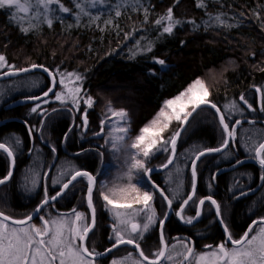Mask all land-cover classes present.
<instances>
[{
    "label": "trees",
    "instance_id": "16d2710c",
    "mask_svg": "<svg viewBox=\"0 0 264 264\" xmlns=\"http://www.w3.org/2000/svg\"><path fill=\"white\" fill-rule=\"evenodd\" d=\"M62 2L72 9L71 13L57 12L54 15L62 16L63 19H54L51 27L39 22L28 33L21 31L9 10H0V50L8 63L17 68L43 65L53 73L57 70L75 72L85 78V93L94 100L93 107L87 109L89 128L84 132L80 126L86 108L84 104L77 112L69 110L71 104L62 105L59 101L51 103L46 107L48 115L43 128H40L41 116L31 113L35 103H19L22 99L41 94L51 86L50 78L43 70L1 80L7 83L17 77L38 74L44 86L36 93H20L7 100L0 98V141L14 137L22 141L16 152L15 172L0 188V211L17 219L32 214L43 199L45 185L49 195L59 190L60 185H55L53 181L60 177L62 171H68L69 174L77 169L90 172L96 177L97 190L101 181L99 174L105 171V165L112 160V145L105 140L107 134L104 137L94 136L101 129L100 114L106 107L127 111L131 129L129 135L134 139L140 129L156 117L166 100L179 95L197 78L218 73L216 80L211 78L210 82L207 81L211 89L209 100L222 111L225 105L232 102L238 104L243 113H233L230 126L237 119L243 123L237 130L236 148L231 146L225 151L227 155L208 156L198 164L197 196L203 198L211 195L216 199L221 204L225 222L234 237L243 235L250 224L247 215L264 217L263 192L258 197L240 199L241 192L253 185L255 177L261 175L262 170L253 162L246 165L237 163L244 158L243 154L254 157L249 148L253 142L264 140V126L257 121L264 120V112L260 111L261 96L255 91L256 87L264 89V0H205L206 8L197 7L198 0H141L140 4H135L134 0H102L96 7L79 0L89 13L81 14L79 20L75 15L79 9L74 7L72 0ZM118 5L121 11L119 17L115 15ZM145 8L148 9L147 23L143 11ZM169 8H172L174 18L181 21L171 35L162 34V28L154 23ZM256 12L261 14L260 19L254 15ZM218 14L227 24L234 26H219L214 19L210 20V15L214 18ZM108 20L112 23H106ZM190 21H195V25ZM24 26L27 27V23ZM137 41L140 42V48L151 42L152 51H140L136 47ZM134 51L137 53L135 56ZM160 59L165 61L164 66L156 62ZM241 95L256 111L248 110L240 101ZM29 127L37 129L31 137ZM178 129L179 125L175 124L165 137ZM220 130L217 115L212 109L205 107L199 110L177 145V154L180 156L176 160L180 159L182 165H187V169L179 175L182 186L176 189L171 186L166 179V172L153 175V181L170 198L172 193L177 195L174 196L176 200H173L175 209L191 190L190 163L193 154L198 148L219 146ZM168 155L152 159L148 168L159 167L167 161ZM224 169L229 170L222 171ZM9 170V159L0 155V178L6 176ZM27 172L30 173L28 177ZM34 173L40 183L35 189L31 183ZM68 178L69 175H66L61 183ZM178 179L176 177V181ZM96 190L94 203L97 224L94 233L89 236L88 244L100 253L112 245L109 237L113 220L103 209L105 207ZM86 192V179H78L66 195L49 209L67 214L75 208L89 214ZM154 193V207L162 218L167 206L161 196ZM45 210L41 215H44ZM185 215L194 216L195 213L189 210ZM164 235L169 243L180 235L193 237L199 247L206 244L215 247L224 240L210 204L205 206L201 221L190 228L184 227L173 216L165 226ZM139 243L148 256L150 251L159 250V227L156 226L150 238L144 237ZM129 250L134 251L132 248ZM102 264H110V260Z\"/></svg>",
    "mask_w": 264,
    "mask_h": 264
},
{
    "label": "snow or ice",
    "instance_id": "6c2138e0",
    "mask_svg": "<svg viewBox=\"0 0 264 264\" xmlns=\"http://www.w3.org/2000/svg\"><path fill=\"white\" fill-rule=\"evenodd\" d=\"M85 2L95 7L98 0H85ZM72 3L75 8L79 9V12L75 13L77 20H79L81 14L89 15L85 11L84 4L80 3L79 0H72ZM134 3L140 4L141 0H134ZM197 7L206 8L205 0H198ZM13 9L14 11H11ZM0 10H9L13 21L24 33L36 28L39 22L46 23L48 27H51L54 19H63L62 16L54 15L57 12H72V9L65 6L62 0H0ZM134 10L139 9L134 8ZM143 11L145 23H147L148 9L145 8ZM115 15L117 17L121 15L119 5ZM254 15L257 19L261 18L259 12L254 13ZM94 19H99V17H94ZM211 19H214L219 26H234L222 20L221 14L216 15L214 18L210 15ZM33 21L37 23H33ZM25 23H27V27L24 26ZM106 23L111 24L112 21L108 20ZM154 23L162 28V34L171 35L174 29L181 24V21L174 18L173 10L169 8L166 14L156 19ZM190 23L195 25V21H190ZM262 27H264V22H262ZM126 38H128L127 35ZM136 47L140 51L151 52L153 45L149 42L144 48H140V42L137 41ZM136 54L134 51L133 56ZM156 62L161 66L165 65V61L162 59ZM36 68H41L51 77V86L42 95L29 97V99L37 101L31 108V113L41 116L40 128H43L45 118L48 115L47 109L43 108V105L51 103V94V97H54L55 101H59L62 105L71 104L70 111L79 112L81 103L86 105L82 113V125L80 126L87 131V109L93 107L94 100L84 93L82 87L83 77L80 74L60 72L59 70L53 73L47 67L36 64L26 68H17L15 65L9 64L7 58L0 54V76H18L20 73H28ZM4 69L7 70L4 71ZM58 86L60 90L56 91L55 89ZM255 91L261 94V99L264 101V89L256 87ZM209 96L210 91L205 82L197 78L179 95L166 100L156 117L148 125L141 128L134 139L129 135L131 129L127 111H114L109 107L108 111L111 113L109 120L112 117L117 118L113 131L120 133V135L112 137L111 142L112 146L116 148L118 142L131 139L132 142L128 147L134 149L135 153L130 156L128 179L131 181L133 170H135L143 172L150 180L153 169L148 168L146 162L157 152H168L166 163L160 166L167 169L176 159L177 141L181 136V132L189 125L190 120L198 114V110H202V106L213 109L221 128V143L214 148H198L193 154L190 163L191 191L186 198L181 200L175 214L185 223L193 224L203 216L206 202L209 203L214 208L219 222L223 225L226 234L225 241L215 247L206 245L205 247L208 249L206 252H197L194 242L181 240L178 243L183 251L175 252V255H173L164 235V223L168 213H164L163 218H158L152 204L155 193L141 191L137 184L129 183L125 187L107 188L99 192V195L105 201V207H108L112 212L114 223L112 225L113 234L109 237L110 240H113L111 247L107 248L105 253H97L88 244L89 234L94 233L96 227L97 209L94 203V191L96 190L97 181L96 177L90 172L77 169L73 170L71 174L62 171L60 177L53 181L54 184H60L59 190L54 195H49L47 186H44L43 199L34 210V213H41L46 205L65 196L70 186H73L78 179H86L87 181L86 203L90 213L85 214L73 208L70 214L71 219H68L64 214L52 219H46L43 215H40L39 219L42 224L37 226L35 223H31L33 214L17 219L0 211V264H96V256L111 253L121 245H131L139 252L142 259L133 260L132 264H144V262H147V264H163L164 260L175 264L176 257H182L178 264H264V217L252 220L243 235L235 238L225 222L221 204L211 195L203 198L197 196V163L206 155L225 153L230 144L235 146L237 129L243 123V121L237 119L232 121L230 126L231 115L229 114L243 113V109L238 104L232 102L225 105L224 111H222L220 107L209 100ZM240 101L247 106L248 110L256 111L243 95H241ZM53 111H56V109H53ZM260 111L264 112V103L261 104ZM173 121L179 123V129L165 138L163 133L168 130ZM105 123L106 121H101V132L104 130ZM248 123H254V121H248ZM35 130L37 129L33 127L28 128L30 137ZM21 145L22 141L19 137L0 141V155H5L10 161V170L6 176L0 178V185L5 184L12 178V169L15 167L17 158L16 152ZM52 151L55 152L56 149L53 148ZM249 151L254 153V159L261 169H264V140L259 143L254 142ZM237 163L241 162L237 161ZM179 171L181 170L177 168V172ZM65 175H69V178L66 182L61 183V178ZM260 179L264 180V175H261ZM31 183L33 189H35L39 183L38 176L34 175ZM180 186H182V182ZM152 187L166 201L168 211H173V198H170L166 191L158 185L153 183ZM189 210L194 211L195 215L186 216L185 213ZM141 216L143 222L138 220V217ZM153 226L160 229L161 247L154 253L155 258L150 259L141 249L139 240L143 239L144 233L148 232ZM171 248L175 250L177 245H172ZM124 259H132L131 253ZM111 264H124V261L114 259Z\"/></svg>",
    "mask_w": 264,
    "mask_h": 264
},
{
    "label": "rangeland",
    "instance_id": "374dc122",
    "mask_svg": "<svg viewBox=\"0 0 264 264\" xmlns=\"http://www.w3.org/2000/svg\"><path fill=\"white\" fill-rule=\"evenodd\" d=\"M100 2H102V0H98V2L96 3L95 7L96 6H99L100 5ZM92 7V6H91ZM93 9V8H92ZM14 10V9H13ZM0 54H3L1 53V50H0ZM4 55V54H3ZM210 76H205L203 78H201L206 86L208 87L207 85V81L209 80V82L211 81V78L216 80L217 79V76H218V73H210L209 74ZM33 76H36V77H33ZM59 79V77H57ZM206 78V79H205ZM41 82H43L42 80V77L40 75H30V76H21V77H17V79H14L12 81H9L7 83H3V82H0V98L2 100H7L13 96H15L16 94H32V93H36V92H39L43 86H44V83H43V86L41 85ZM85 83H86V79L83 78V81H82V87H83V91L85 93ZM42 86V87H41ZM59 90H60V87H58ZM57 89V88H56ZM209 91H211L210 88H208ZM58 90V89H57ZM86 94V93H85ZM2 102H0L1 104ZM51 103H56L55 102V99L51 100ZM51 103L49 104H45L43 105V108L47 109L46 107H48ZM83 104V103H81ZM69 105V104H67ZM110 106L106 107L104 109L103 112H101L100 114V117H101V121H106L105 125H104V130L103 132H101V129L99 130V134H95L94 136H103L105 135V133L107 134V137H106V142L109 144L111 143L112 145V142H111V139L112 137H115V136H118L120 135V133L118 132H115L113 131L114 129V126H115V122L117 120V118L115 117H112L111 120H109V117L111 116V113L108 111ZM112 108V107H111ZM112 110H114L112 108ZM114 111H120V110H114ZM72 113V112H71ZM229 115H233V113H230ZM73 117H74V114H73ZM77 117V115H76ZM129 119V118H128ZM179 125L178 122L176 121H173L170 125V127L168 128L167 131H165L163 133L164 137L166 136L167 132L173 128L174 125ZM88 126H87V131H88ZM84 132H87L83 129ZM111 134V135H110ZM130 134V133H129ZM220 135L221 134V130H220ZM259 137V136H258ZM166 138V137H165ZM133 139V138H132ZM259 140V139H258ZM257 140V142H258ZM97 141H100L99 139ZM132 142L131 139H125V141L123 142H118L117 143V147L114 148L112 146V160L110 163H107L105 165V171H101L100 174H99V177H101V181H100V184L96 190V193L99 195V192L100 191H104L106 190L107 188H114V187H125L127 186L129 183H133V184H137L138 187L141 188V191H152V189H150L149 187H146L144 186L143 187V183L141 181H143V172H137L135 170H133V173H132V179L131 181H129L128 179V172H129V168H130V163H131V160H130V156L131 154H134L135 153V150L134 149H131L128 147V145H130ZM254 143V142H253ZM182 153V152H181ZM164 154L168 155L169 153L168 152H157L154 156H152L147 162H146V166L148 167V164L151 163L152 159L154 158H158V157H162L164 156ZM177 156H180V154L178 153ZM179 160V161H178ZM176 160L174 166L168 171L165 173V176H166V179L167 181L170 182L171 186H173L175 189L178 188V187H181V182H182V179H180V176H179V173L181 171H184L187 169V165H182L180 162V159ZM165 163V162H164ZM162 163V164H164ZM161 164V165H162ZM160 165V166H161ZM159 166V165H158ZM177 168H179L181 171L177 172ZM73 171V170H72ZM68 172V171H67ZM30 175V173L27 172V177ZM34 175L36 176V174L34 173ZM66 176V175H65ZM63 176L61 178V182L63 181L64 177ZM145 176V175H144ZM176 177H178V181H176ZM141 180V181H140ZM180 180V181H179ZM140 182V184H139ZM177 182V183H176ZM39 184L38 183V186L36 188L39 187ZM55 185H60V184H55ZM184 186V184H183ZM72 189H75L72 188ZM96 194V196H97ZM172 198L173 200L175 201L176 200V197L174 196H177L175 195L174 193H172ZM155 196V195H154ZM95 197V196H94ZM99 198L102 200L101 203H103V207H105V201L103 200V198L99 195ZM153 206H155V202L153 200L152 202ZM106 210L107 212L109 213L110 217L112 218L113 220V216H112V212L109 210L108 207H106ZM83 212V211H81ZM55 213V212H54ZM53 213V210L52 209H46L45 212H44V217L47 219H52V218H57V217H60L62 214H60V216H57ZM86 214V212H84ZM157 213V212H156ZM68 219H71V215H65ZM143 216V214H142ZM142 216L141 217H138V220H140L141 222H143L142 220ZM157 217L160 218V216H158L157 214ZM113 223H114V220H113ZM158 223V221H157ZM36 224V223H35ZM39 222L36 224L37 226H39ZM156 228V226H153L152 228H150V232H153L154 229ZM144 237H146V233H144V236H143V239H140L139 241H143L144 240ZM172 245H177V248L175 250H173L171 248ZM128 250H126L124 253H123V256L122 257H119L117 258L116 260H123L124 261V264H132V261L133 260H139V258L137 257V255L134 253V251H131L129 250L130 248H127ZM169 250L170 252L175 255V252H179V251H183V249L180 247L178 241L176 240V242H172L169 246ZM158 250H154V251H150L149 252V258H155L154 257V253H156ZM208 251V250H206ZM206 251H201V252H206ZM129 253H131V257L132 259L130 260H125L124 258L127 257L129 255ZM182 257H176V262L175 264H178L179 260H181ZM167 264H174V262H170V261H167ZM98 264V263H97ZM111 264V263H110ZM145 264V263H144Z\"/></svg>",
    "mask_w": 264,
    "mask_h": 264
},
{
    "label": "bare ground",
    "instance_id": "6f19581e",
    "mask_svg": "<svg viewBox=\"0 0 264 264\" xmlns=\"http://www.w3.org/2000/svg\"><path fill=\"white\" fill-rule=\"evenodd\" d=\"M50 82H51V80H50ZM57 89H58V87H57ZM56 89V90H57ZM43 93V92H42ZM42 93L41 94H39V95H42ZM38 96V95H37ZM260 96H261V94H260ZM29 98V97H28ZM262 102L264 103V101H261V98H260V106H261V104H262ZM208 108V107H207ZM211 109V108H210ZM263 114V113H262ZM264 115V114H263ZM218 118V117H217ZM191 121V120H190ZM186 130V129H185ZM238 130V129H237ZM185 132V131H184ZM183 135V134H182ZM182 137V136H181ZM181 139V138H180ZM180 141V140H179ZM179 143V142H178ZM178 145V144H177ZM232 145L230 144V146H229V148L228 149H226L225 151H227V150H229L230 149V147H231ZM234 148H236L235 146H233ZM219 154H221V153H219ZM214 155H218V153L217 154H212V155H208V156H214ZM208 156H205V157H203L200 161H199V163L204 159V158H206V157H208ZM176 159H177V157H176ZM175 162H176V160H175ZM175 162H174V164H175ZM250 162H256V163H258L256 160L254 161V160H250ZM16 163V162H15ZM166 163V162H165ZM198 163V164H199ZM174 164L171 166V168L174 166ZM198 166V165H197ZM157 168H161L160 166L159 167H154V168H151V169H157ZM170 168V169H171ZM15 169H16V165H15ZM170 169H168V170H166L165 172H168ZM227 170H229V169H224V170H222V171H227ZM14 172H15V170H14ZM14 172H13V174H14ZM165 172H163V173H165ZM197 173H198V171H197ZM157 174H162V173H157ZM156 174V175H157ZM182 173L180 172L179 173V175H181ZM153 175H155V174H153ZM153 175H151V179H152V177H153ZM198 179H199V176H198ZM141 181V180H140ZM151 181H153V179L151 180ZM143 184V187L144 186H150L153 190H154V188L150 185V183L148 182V180H146V175L143 177V181H141ZM154 182V181H153ZM75 183V182H74ZM155 183V182H154ZM139 184H140V182H139ZM156 184V183H155ZM158 185V184H157ZM2 186H4V185H1L0 186V188L2 187ZM159 186V185H158ZM199 186V185H198ZM71 187V186H70ZM160 187V186H159ZM162 188V187H161ZM163 189V188H162ZM191 191V190H190ZM197 191H198V188H197ZM154 192H157V191H155L154 190ZM158 193V192H157ZM190 193V192H189ZM159 194V193H158ZM162 198V197H161ZM163 199V198H162ZM216 200V199H215ZM59 201V200H58ZM57 201V202H58ZM164 201V200H163ZM165 203H166V201H164ZM56 203V202H55ZM55 203H53V204H50V205H48L47 207H45L43 210H45V209H49V207L50 206H53ZM206 204H209V203H206ZM166 206H167V203H166ZM206 206V205H205ZM211 208H212V211H213V213H214V209H213V207L211 206ZM52 210H53V208H51ZM106 212H107V210H106V207L105 208H103ZM42 210V211H43ZM175 208H174V206H173V215H172V217L173 216H176L177 218H178V216L175 214ZM34 212V211H33ZM55 212V213H54ZM166 212L168 213V208L166 209ZM165 212V213H166ZM53 213L55 214V215H57V216H60V214H64V215H66L65 213H59L58 211H56V210H53ZM89 213H90V210H89ZM108 213V212H107ZM71 213H67V215H70ZM215 214V213H214ZM40 215H41V213H40ZM39 215V216H40ZM108 215H109V213H108ZM39 216H38V218L34 221V222H32V223H36V221L39 219ZM110 216V215H109ZM97 217H98V215H97V211H96V224H97ZM171 217V218H172ZM216 217V216H215ZM163 218V217H162ZM170 218V219H171ZM201 219H202V217L200 218V220H199V222L201 221ZM179 220V219H178ZM216 220H217V218H216ZM39 221V226L42 224V221L39 219L38 220ZM180 221V220H179ZM169 222V221H168ZM167 222V223H168ZM198 222V223H199ZM167 223H166V225H167ZM197 223V224H198ZM37 224V223H36ZM197 224H195V225H197ZM217 224H218V226L220 227V225H219V223H218V221H217ZM165 225V226H166ZM195 225H193V226H195ZM165 226H164V229H165ZM184 227H187V228H190V227H193V226H185V225H183ZM220 229H221V231H222V233H223V230H222V228L220 227ZM223 235H224V233H223ZM90 236V235H89ZM152 236V232H150V231H148V232H146V237H148V238H150ZM166 238V237H165ZM167 240V239H166ZM176 240L177 241H181V240H183V241H185V242H188V240L189 241H192L193 242V239L192 238H190V236H187V235H180V236H178L177 238H175V241L174 242H176ZM167 242H168V240H167ZM173 242V243H174ZM221 243V242H220ZM170 244L171 243H169L168 242V245L170 246ZM206 245H210V244H206ZM206 245H201L203 248H201L198 252H201V251H206V250H208L205 246ZM212 245V244H211ZM213 246V245H212ZM194 247H195V250H196V246H195V244H194ZM124 248H132V247H130V246H121V247H119L118 249H116V250H114L112 253H114V255H113V258L114 259H117V258H119V257H122L123 256V253L125 252V249ZM121 249V250H120ZM133 249V248H132ZM142 249V248H141ZM134 250V249H133ZM102 253H105V251L104 252H102ZM112 253H110L109 255H111ZM134 253L137 255V253H136V251L134 250ZM109 255H107V256H109ZM106 256V257H107ZM105 257V258H106ZM137 257H138V255H137ZM139 258V257H138ZM140 259V258H139ZM150 259H152V258H150ZM96 262L98 261V260H95ZM164 262H165V260L163 261V264H164ZM145 263V262H144ZM97 264V263H96ZM145 264H147V263H145Z\"/></svg>",
    "mask_w": 264,
    "mask_h": 264
},
{
    "label": "flooded vegetation",
    "instance_id": "af4514ba",
    "mask_svg": "<svg viewBox=\"0 0 264 264\" xmlns=\"http://www.w3.org/2000/svg\"><path fill=\"white\" fill-rule=\"evenodd\" d=\"M257 121H258V122H261L262 126H264V120H257ZM99 137H101V136H99ZM238 152H239V149H238ZM240 154L242 155L241 150H240ZM242 156H243L244 158H242V159L240 160L241 163H239V165H246V164H248V163L250 162V160H254V161H255L254 157H249L248 155H245V154H243ZM253 163H254L255 166H257V167H259V168L261 169V167L259 166L258 163H256V162H253ZM261 170H262L261 175H264V169H261ZM261 175H258L257 177H255L252 186H248V187H246V188L241 192V195H240V199H241V200L246 199V198H249V197H258L260 192H263V193H264V180H261V179H260ZM154 176H155V175H154ZM5 184H6V183H5ZM206 206H207V204H206ZM202 217H203V216H202ZM111 219H112V218H111ZM246 219H248V220L250 219L248 222L251 223L252 220L259 219V218H256V215H250V216L247 215V218H246ZM110 234H111V236H112V234H113L112 231L110 232ZM190 238L193 239V242H194V244H195V246H196V251H197V252H198L201 248H203L202 246H200V247L198 246V243H197V241H196L195 238H193V237H190ZM225 240H226V236L224 235V240H223V241H225ZM188 241H189V240H188ZM223 241H222V242H223ZM109 242H110V243H113V240H110V239H109ZM191 242H192V241H191ZM229 246H231V245H229ZM110 247H111V246H110ZM100 253H102V252H100ZM113 255H114V253H112L111 255L107 256L106 258H103V259L98 260L96 263H98V264H102L103 262L107 261V259H109V260H110V263H111L112 260H114ZM164 264H167L166 260H165Z\"/></svg>",
    "mask_w": 264,
    "mask_h": 264
},
{
    "label": "water",
    "instance_id": "95a60500",
    "mask_svg": "<svg viewBox=\"0 0 264 264\" xmlns=\"http://www.w3.org/2000/svg\"><path fill=\"white\" fill-rule=\"evenodd\" d=\"M35 70H42L41 68H36V69H34V70H32V71H35ZM32 71H30V72H32ZM30 72H28V73H30ZM46 73V72H45ZM22 74H27V73H20L19 75H22ZM47 75H48V73H46ZM49 76V75H48ZM7 77H9V76H7ZM7 77H5V76H0V81L1 80H3V79H6ZM50 78V80H51V77H49ZM56 90V89H55ZM50 97H51V94H50ZM19 103L20 104H24V103H27V104H32V103H37V101H33V100H31V99H29V98H25V99H22V100H20L19 101ZM205 107H207V106H202V108H205ZM208 108H210V107H208ZM213 110V109H212ZM199 111V110H198ZM214 111V110H213ZM215 112V111H214ZM187 127V126H186ZM186 127H185V129H186ZM185 131V130H184ZM184 131H182L181 132V136H182V134L184 133ZM181 136L179 137V139H178V141H177V144H178V142H179V140H180V138H181ZM213 154H217V153H213ZM219 154V153H218ZM210 155H212V154H210ZM206 156H208V155H206ZM177 157V156H176ZM205 157V156H204ZM203 158V157H202ZM201 158V159H202ZM176 160V159H175ZM175 162V161H174ZM199 163V162H198ZM198 163H197V165H198ZM174 164V163H173ZM172 164V165H173ZM15 165H16V163H15ZM172 165H170L167 169H163V168H157V169H153V171L151 172V174H150V177H151V175H153V174H157V173H163V172H165L166 170H168V169H170L171 168V166ZM14 170H15V167H14V169H12V171L14 172ZM146 180H148V182L150 183V185L152 186L153 185V181H151L152 179L150 178V180L148 179V176L146 175ZM9 181V180H8ZM7 181V182H8ZM6 182V183H7ZM155 184V183H154ZM4 185V184H3ZM155 185H157V184H155ZM198 185H199V179H197V188H198ZM1 186V185H0ZM161 188V187H160ZM155 191H156V189H154ZM62 198V197H61ZM61 198H59L58 200H60ZM57 200V201H58ZM57 201H54V202H51L50 204H53V203H55V202H57ZM207 203V202H206ZM49 204V205H50ZM48 205H46L45 207H47ZM44 207V208H45ZM43 208V209H44ZM42 209V210H43ZM214 209V208H213ZM42 210H41V212H42ZM214 213H215V211H214ZM33 214V220L31 221V223L32 222H34L37 218H38V216L40 215V213L39 214H35L34 212L32 213ZM172 215H173V211H171V212H169L168 211V215H167V219L165 220V223H164V226L166 225V223L170 220V218L172 217ZM216 216V215H215ZM217 218V217H216ZM178 219L180 220V222L183 224V225H185V226H193V225H195V224H197L198 222H199V220H197V221H195L193 224H187V223H185L184 221H182L179 217H178ZM217 221H218V223H219V225H220V227L222 228V230H223V225L219 222V220H218V218H217ZM223 233H224V235L226 236V234H225V232H224V230H223ZM91 234V233H90ZM89 234V235H90ZM159 234H160V229H159ZM121 246H130V247H132L135 251H136V253H137V255H138V257L140 258V259H142L140 256H139V252L133 247V246H131V245H121ZM120 246V247H121ZM118 249V248H117ZM114 250H116V249H114ZM113 250V251H114ZM112 251V252H113ZM111 252V253H112ZM110 253H106V254H104V255H99V256H96L95 257V260H100V259H103V258H105L107 255H109ZM145 263H147V262H145Z\"/></svg>",
    "mask_w": 264,
    "mask_h": 264
}]
</instances>
